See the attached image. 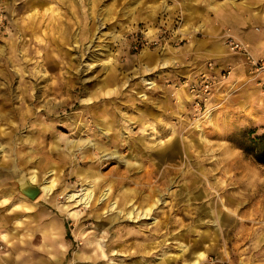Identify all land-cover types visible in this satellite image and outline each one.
<instances>
[{"label": "rangeland", "instance_id": "1", "mask_svg": "<svg viewBox=\"0 0 264 264\" xmlns=\"http://www.w3.org/2000/svg\"><path fill=\"white\" fill-rule=\"evenodd\" d=\"M262 1L0 0V264H164L179 254L189 264L198 251L206 255L198 264H264V162L239 147L243 132H264V73L242 61L246 75L232 80L231 61L221 59L238 55L227 46L238 36L218 16L233 21ZM199 76L213 87L197 104ZM253 85L256 113L238 101ZM49 86L56 96L42 94ZM83 104L78 123L92 131L111 118L116 141L128 142L102 167L104 152L80 164L95 153L81 145L96 138L73 130ZM169 140L176 154H160ZM153 165L168 182L138 200L135 178ZM126 166L120 184L115 172ZM19 170L36 175V197L21 192ZM90 175L93 199L78 202L93 190ZM221 219L248 223L239 248L224 244L232 228L218 230Z\"/></svg>", "mask_w": 264, "mask_h": 264}, {"label": "bare ground", "instance_id": "2", "mask_svg": "<svg viewBox=\"0 0 264 264\" xmlns=\"http://www.w3.org/2000/svg\"><path fill=\"white\" fill-rule=\"evenodd\" d=\"M47 9H49L48 7H47ZM242 43H244L248 48H250V46H249V44L248 43H245V42H242ZM76 77V76H75ZM51 86H49V88L46 90V89H44L43 90V93L42 94H44V95H46V96H48V95H54V96H56V92L54 91V87H52V88H50ZM29 87H25V89L23 90V92H26L27 91V89H28ZM78 97V96H77ZM23 98V97H22ZM22 98H21V100H22ZM24 99V98H23ZM88 106V104H83V110L81 111V112H79V113H76L75 115H74V123H75V126H74V128H73V130L74 131H76L77 130V128L78 129H80V130H78L79 131V133H85V134H89L88 136L90 137V136H93V137H96V138H94V143H91V145L92 146H90V147H86V145L84 146L83 144L81 145L82 146V149H83V151H87V150H94L95 151V153H92V154H90V156H88L86 153H83L82 155H81V157H80V164H82V163H84L83 162V158H86V157H88V161H92L93 160V156L94 155H97L99 152H104L105 153V155L106 154H108V155H110L107 159H101L100 161H99V165H101V167H102V163L104 162V161H110L111 159H115V158H113L112 157V155L114 154V150H113V148L116 150L115 152L117 153V152H119L123 147H125V145H126V147H127V145H128V142H126V141H123L122 143H119V142H117L116 141V139L118 138V136H119V134H118V129H116L115 127H114V125L112 124V121H111V118L110 119H105V120H103L102 122H100L99 124H97V125H95V123L93 122V125L91 126V130L92 131H89L88 129H87V125H86V123H85V121L83 120V118L81 119L84 123H78V122H80V117L79 116H82L83 115V111H84V109L86 108ZM15 109H19V108H15ZM88 121V120H87ZM97 121V120H96ZM96 123H98V122H96ZM98 125H100V127L102 128V130H104V132H97V130L99 131V129L100 128H98L97 126ZM81 128H84V130H82L81 131ZM101 130V129H100ZM76 133V132H75ZM123 133V132H122ZM145 133V132H144ZM98 134H100V136H101V138H98ZM82 135V134H81ZM146 135V134H145ZM129 137V136H128ZM106 139V140H105ZM96 140V141H95ZM126 140V139H125ZM153 140V139H152ZM131 142V141H130ZM140 142V141H139ZM142 142V141H141ZM138 143V142H135V143H137V147H138V149L140 150V149H142V147L144 146V149H146V148H151L150 146H147L146 145V143L145 144H143V143ZM152 142V141H151ZM172 141L171 140H169L168 142H166V145H165V147H164V149H158L159 150V153L161 154V153H166V151L167 152H172V154H170L171 156L172 155H175L176 154V152L177 151H175L174 150V146H172V144H170ZM38 143H41V140L39 139L38 140ZM54 146L52 145L51 147H50V150H52V148H53ZM130 148V150L131 149H133V147H129ZM128 148V149H129ZM132 152V151H131ZM160 154H158V155H160ZM61 157L62 156H60L58 159L60 160L61 159ZM158 159H159V157H158ZM104 160V161H103ZM84 161H86V160H84ZM60 162V161H59ZM78 162V161H77ZM87 163V162H86ZM157 163H159V162H157ZM156 163V164H157ZM77 165H78V163H76ZM98 165V166H99ZM139 165H140V163H139ZM156 166H158V165H156ZM104 167V166H103ZM155 168L156 167H154V165H153V167L152 168H150V169H148V170H144L139 176H137V178H135L136 179V182L140 185L139 186V195H138V200L139 199H143V200H145L146 202L149 200V199H151L152 198V196L155 194V192L157 191L156 190V188H160L159 186H163V185H165V184H167V180H168V178H167V176H166V171H164V170H162V171H157V170H155ZM174 169L175 168H173V169H171V171H174ZM120 169H118L116 172H115V174L118 176V178H117V182L118 183H120V184H122V182L125 180V178L128 176V166H126V167H124L121 171H119ZM115 171V170H114ZM178 171V170H177ZM179 172V171H178ZM19 173H21V170H19L18 171V174H17V176H18V178H17V181L18 182H20V184H21V186L22 185H24L25 184V182L26 181H29L30 183H34V181H36V175H34V174H32L31 176H25L24 174H19ZM20 175V176H19ZM92 176H93V174H91ZM89 176L90 177V180H91V183H92V185H91V187L93 188V190H91V191H88V192H85L84 193V195L83 194H81V196H79L80 198L79 199H77V201L78 202H80L81 200H83V202L82 203H88V202H90V201H92V199H93V192H94V189H95V186H96V179H94V178H91L92 176ZM170 175V174H169ZM191 177V176H190ZM244 177V176H243ZM192 178V177H191ZM134 179V180H135ZM191 181V180H190ZM238 185V184H237ZM40 186V189H41V195L43 194H47L50 190H51V188H52V182L50 183V184H46V185H39ZM118 185H115V184H110L109 185V187H108V190L111 192V191H114V189L117 187ZM240 188V187H239ZM145 190H147V193H146V191ZM159 190V189H158ZM143 191H145V194H143L142 192ZM257 191V190H256ZM255 192V191H254ZM143 194V195H142ZM256 196V195H255ZM70 197H74V198H76L74 195H70ZM78 197V196H77ZM135 196H133L132 198H134ZM245 198V197H244ZM36 199V198H35ZM128 200H129V198H126V200H125V202L123 203V204H126L127 202H128ZM251 201V200H250ZM255 201V200H254ZM144 202V201H143ZM239 203V202H238ZM242 203V202H241ZM255 203V202H254ZM240 205V204H239ZM236 207V206H235ZM261 209H264L263 207L262 208H260V210ZM259 210V211H260ZM149 211H150V208H149ZM227 211V210H226ZM226 211H224L226 214H227V212ZM228 211H230V210H228ZM132 212L131 211H129L128 212V214H131ZM214 213V212H213ZM248 213V212H247ZM261 213V212H260ZM232 214H233V212H232ZM144 215L146 216V211H145V213H144ZM217 215H220V214H217ZM216 215V216H217ZM228 215V214H227ZM237 215V214H236ZM139 216V215H138ZM136 217V216H135ZM214 220V219H213ZM222 220V222L221 221H219V222H217V220H216V224H217V226H218V230L220 229V230H222V229H225L224 230V232L227 230L228 231V229H231L232 228V231H231V233H229V234H226V233H224V236H221L222 238H223V242H224V244H226V241L229 239V238H231V239H233V241H236V247L235 248H239V244H237V241L243 236V234H245V232L244 233H242V231H244V229H246V228H249V226H247L248 225V223H246V224H244L245 222H243V221H239V222H235L233 225H229L228 224V222H226V220H223V219H221ZM241 224H244V229H241V227H242V225ZM158 225H159V223H157L156 224V227L155 228H158ZM161 225V224H160ZM159 225V226H160ZM241 225V226H240ZM238 228V229H237ZM122 231V230H121ZM143 232V231H142ZM243 238V237H242ZM245 238V237H244ZM213 239L214 240H216L217 239V233L213 236ZM221 240V239H220ZM222 242V243H223ZM244 243H246V242H244ZM241 244V243H240ZM217 245H218V243L217 242H215L214 244H213V247L212 248H217ZM234 245V244H233ZM242 245H243V243H242ZM248 246H246L245 248H244V250H246V251H250V253L249 254H251L252 256L255 254V252L256 253H259V251H258V249H256V246H257V243H256V245L254 246V247H252L251 245H250V243H248L247 244ZM252 245H254V244H252ZM225 246V245H224ZM232 248H233V246H232ZM252 252V253H251ZM236 254V252L235 251H233L232 253H230V256H233V255H235ZM205 256L206 255H203V253H201L200 251H198V256H196V260H197V262H195L194 260L190 263L189 262V264H198V262L201 260V259H204L205 258ZM170 260H172L171 261V264H179V262L180 261H187L186 260V256H184V255H182V254H179V255H177V256H175V257H171V258H166V259H163V263L164 264H169V261Z\"/></svg>", "mask_w": 264, "mask_h": 264}, {"label": "crops", "instance_id": "3", "mask_svg": "<svg viewBox=\"0 0 264 264\" xmlns=\"http://www.w3.org/2000/svg\"><path fill=\"white\" fill-rule=\"evenodd\" d=\"M261 6L263 7L259 10L244 12L243 15L238 16L233 21L228 13H223L225 10L222 12L220 11L222 14H220V12L218 13L220 22H230L229 24H233L234 32L240 39H242L240 40L241 42H245L250 45V51L252 53L251 56L256 59L264 56V0L262 1ZM238 37L237 39L239 40ZM218 49H220V47H218ZM222 58L223 59H221V61H231L234 67L232 69L233 72L231 78L232 80L236 79L234 81L239 83V81H241L240 77L246 75L245 72L247 66L242 63V61H245V58L240 55H227ZM260 90L261 89L255 87L254 85L250 88L242 89V92L239 93V98L237 97L239 99V103L247 106L248 109H253L254 113H256L257 106L251 102H256L257 95H259ZM254 117H256V114Z\"/></svg>", "mask_w": 264, "mask_h": 264}, {"label": "built area", "instance_id": "4", "mask_svg": "<svg viewBox=\"0 0 264 264\" xmlns=\"http://www.w3.org/2000/svg\"><path fill=\"white\" fill-rule=\"evenodd\" d=\"M227 46L230 51L245 58L249 68L252 69L250 72L256 75L258 73H264V56L259 59L252 58L249 54L248 47L234 37H229L227 39ZM212 87V79L207 76H199L193 80L191 83V91L196 92L194 98L197 100V104L203 99L206 100V97L211 92Z\"/></svg>", "mask_w": 264, "mask_h": 264}, {"label": "trees", "instance_id": "5", "mask_svg": "<svg viewBox=\"0 0 264 264\" xmlns=\"http://www.w3.org/2000/svg\"><path fill=\"white\" fill-rule=\"evenodd\" d=\"M245 137L244 142L239 147L248 156H251L257 162H264V132L255 134L253 130L242 133Z\"/></svg>", "mask_w": 264, "mask_h": 264}, {"label": "water", "instance_id": "6", "mask_svg": "<svg viewBox=\"0 0 264 264\" xmlns=\"http://www.w3.org/2000/svg\"><path fill=\"white\" fill-rule=\"evenodd\" d=\"M20 190L23 192L25 195H27L29 198H34L38 195L39 190L37 187L32 186L31 183L25 182L24 185L21 186L20 184Z\"/></svg>", "mask_w": 264, "mask_h": 264}]
</instances>
